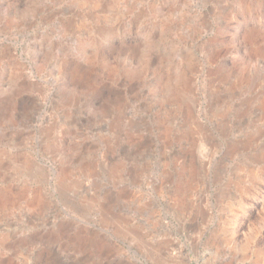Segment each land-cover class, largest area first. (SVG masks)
<instances>
[{"label": "rangeland", "instance_id": "374dc122", "mask_svg": "<svg viewBox=\"0 0 264 264\" xmlns=\"http://www.w3.org/2000/svg\"><path fill=\"white\" fill-rule=\"evenodd\" d=\"M246 161L264 0H0V264H264Z\"/></svg>", "mask_w": 264, "mask_h": 264}, {"label": "bare ground", "instance_id": "6f19581e", "mask_svg": "<svg viewBox=\"0 0 264 264\" xmlns=\"http://www.w3.org/2000/svg\"><path fill=\"white\" fill-rule=\"evenodd\" d=\"M167 128L171 129L170 127H167ZM259 128L263 129L262 126H258V129ZM197 129L200 130L201 129L200 126L197 125ZM207 144H209V143L202 144L199 148V154L201 155V157L204 160H207L209 158V155H211V153H213V154L218 153L216 151V149L209 148L207 146ZM213 150H215V152ZM259 154H261V153H259ZM243 164L245 166L244 173H241V172L235 173V170L232 169L233 170L232 174L235 173L234 179L236 180L237 184L239 185V187L241 188V190L244 193L246 191V189L248 188V186L252 185V182L250 181V179L252 177L255 178V177H260L261 175H264V161L260 162V163H258L257 161H246ZM206 165H208V164H206ZM25 167H26V170H28L30 173L33 174L34 179L38 180V179H41L42 177H44V178L47 177V170H48L47 165L43 162L31 161V159L29 157V161H28V163H26ZM210 169L213 170L214 165ZM218 175L219 176L217 177V180H220L221 179L220 178L221 173ZM230 180H232V176H231ZM237 194H238V191H237ZM105 205H102L101 207H103L102 209L105 211L106 214L110 215V213L108 212ZM99 242H100V244L105 245L106 241L105 240H99ZM162 254H164V255L168 254L169 255V253H167L166 251H162Z\"/></svg>", "mask_w": 264, "mask_h": 264}]
</instances>
